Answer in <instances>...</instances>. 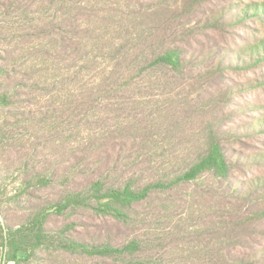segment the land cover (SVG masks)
I'll return each mask as SVG.
<instances>
[{"label": "rangeland", "instance_id": "1", "mask_svg": "<svg viewBox=\"0 0 264 264\" xmlns=\"http://www.w3.org/2000/svg\"><path fill=\"white\" fill-rule=\"evenodd\" d=\"M231 1L239 8H262L261 15L234 29L239 37L232 47L264 41V0ZM74 4L65 7L61 17L54 16L59 7L51 0H39L26 17L15 4L0 8V95L10 97L7 107L0 102V220L6 227L27 225L37 212L50 209L97 176L107 181L132 177L145 183L178 173L189 164L192 144L199 137L200 124L193 120L151 146L142 145L136 121L160 112L159 121L169 123L176 100L169 94H98L110 60L99 58L97 40L79 33L97 28L100 5L97 0ZM79 6L93 11L83 15ZM62 35L66 43L59 40ZM260 75L264 60L232 72L230 78L247 83ZM229 108L239 112L223 123L228 127L261 117L264 86L236 91ZM231 144L242 154H255L264 148V133L245 135ZM207 182L200 179L172 192H157L140 203L127 222L79 206L51 211L44 224L46 237L34 251H20L21 258L29 255L18 264H113V257L88 255L63 244L133 239L142 242L140 259L145 264H192L196 245L189 241L201 229L198 217L214 214L221 203L208 193ZM0 257V264H14L5 261L1 251Z\"/></svg>", "mask_w": 264, "mask_h": 264}, {"label": "trees", "instance_id": "2", "mask_svg": "<svg viewBox=\"0 0 264 264\" xmlns=\"http://www.w3.org/2000/svg\"><path fill=\"white\" fill-rule=\"evenodd\" d=\"M38 1L0 0V8L15 4L26 17ZM51 1L59 7L54 11L57 17L76 2ZM97 5V28L79 36L97 40L99 58L110 60L103 68V86L98 94L173 96L176 102L171 105L169 123L159 121L162 113L158 112L136 121V127L142 134V145L148 147L159 137L165 138L197 120L200 130L190 149L192 158L180 172L145 183L132 177L107 181L97 176L83 188L68 192L50 209L37 212L24 226L6 227L0 220L3 259L18 264L29 255L21 258L20 251H34L46 237L44 224L51 211L61 213L79 206L127 222L130 213L153 194L206 179L208 193L221 203L214 214L198 217L201 229L189 241L196 245L192 264H264V148L255 154H242L231 144L245 135L264 133V113L246 125L223 124L239 112L229 108L236 91L264 86V75L247 83H235L230 78L232 72L253 68L264 60V41L243 49L232 47L239 37L234 29L261 15L262 8H239L231 0H97ZM79 8L83 15L93 11L88 6ZM59 40L67 42L63 35ZM9 99L8 94L0 95L3 106L10 104ZM252 167L260 171L249 172ZM141 245L137 239L95 244L71 240L63 247L113 257V264H145L140 259Z\"/></svg>", "mask_w": 264, "mask_h": 264}]
</instances>
